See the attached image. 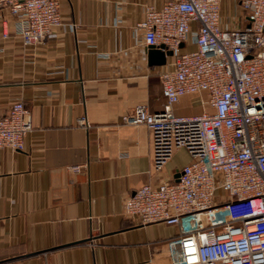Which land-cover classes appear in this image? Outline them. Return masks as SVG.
Wrapping results in <instances>:
<instances>
[{
  "label": "crops",
  "instance_id": "1",
  "mask_svg": "<svg viewBox=\"0 0 264 264\" xmlns=\"http://www.w3.org/2000/svg\"><path fill=\"white\" fill-rule=\"evenodd\" d=\"M164 2L60 0L62 26L37 45L0 10V117L22 101L33 125L22 150L0 149V264H172L168 243L189 222L144 226L124 213L126 198L159 182L152 132L124 119L140 104L165 109L161 66L136 31ZM237 2L224 0V23L241 14ZM195 48L193 35L183 50ZM201 98L184 96L175 113L202 114ZM190 162L179 150L161 178Z\"/></svg>",
  "mask_w": 264,
  "mask_h": 264
},
{
  "label": "built area",
  "instance_id": "2",
  "mask_svg": "<svg viewBox=\"0 0 264 264\" xmlns=\"http://www.w3.org/2000/svg\"><path fill=\"white\" fill-rule=\"evenodd\" d=\"M223 3L165 0L136 26L147 50L171 55L157 71L165 109L140 104L124 119L152 132L159 181L126 198L124 213L144 226L189 222L168 243L172 264H264V0H238L241 14L228 24ZM0 10L26 45L45 43L63 24L60 0H0ZM193 35L196 48L184 51ZM204 93L202 114L175 113L184 96ZM32 129L30 109L15 102L0 117V149L22 150ZM179 150L191 162L161 178Z\"/></svg>",
  "mask_w": 264,
  "mask_h": 264
},
{
  "label": "water",
  "instance_id": "3",
  "mask_svg": "<svg viewBox=\"0 0 264 264\" xmlns=\"http://www.w3.org/2000/svg\"><path fill=\"white\" fill-rule=\"evenodd\" d=\"M148 53H149V63L153 66L165 65L167 55H171V52L166 54L157 48H150Z\"/></svg>",
  "mask_w": 264,
  "mask_h": 264
}]
</instances>
